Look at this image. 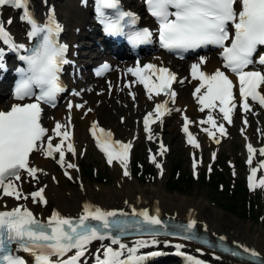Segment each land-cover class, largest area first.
<instances>
[{"label": "snow or ice", "instance_id": "6c2138e0", "mask_svg": "<svg viewBox=\"0 0 264 264\" xmlns=\"http://www.w3.org/2000/svg\"><path fill=\"white\" fill-rule=\"evenodd\" d=\"M147 10L159 24L160 46L170 52H186L201 47L213 45L221 49L223 68L235 75L239 85L240 107L247 113L251 111L249 100L264 108V72L248 70L250 65L259 63L264 65V55H260L258 61L253 59L258 46H264V0H146ZM239 4V9H237ZM12 6L23 10L21 17L31 30L29 39L39 37L40 43L34 50H28L30 54L21 56L28 68L22 71V79L14 90V98L18 101L34 99L35 102L14 104L8 111H0V192L3 196L13 197L16 200L29 199L19 187L23 176L32 180H38L41 169L30 166V156L34 152L42 153L45 158L56 159L61 168L77 169V166L66 162L64 144L67 143V152L76 155V149L71 141V133L68 130L71 124V116L68 124L55 123L52 131L60 138V143L53 144L49 129L42 126V103L52 104L56 95L64 89L59 84V73L63 64L68 63L64 59L66 45L59 44L56 35L62 31L54 17L50 16L45 24H38L28 10V0H0V7ZM105 9L115 12L113 17L105 14ZM174 9V11H173ZM97 17L105 25L108 34L123 32L125 25H134L137 17L125 12L119 7V0H97ZM11 23V21H9ZM234 29V32L230 31ZM8 33L0 22V41L8 43L15 50L16 46L8 39ZM128 38L133 44L148 42L152 33L148 29L129 30ZM22 47V46H20ZM3 50L0 49V56ZM206 63L201 57L197 63L191 65V77L199 81V86L193 93L200 111L218 108L224 121L231 124L237 105L234 96V81L225 71L220 69L214 73H206L202 66ZM104 67H108L105 65ZM128 73L136 77L148 94V99L160 96L162 93L175 103L177 93L172 89L177 77L166 67H157L154 64H146L143 67L139 63L135 68H129ZM183 83V81H179ZM111 90V85L109 86ZM128 87V85H126ZM34 89H39L36 94ZM204 90L203 92L201 90ZM135 99L134 94H131ZM169 101L156 104L153 112H149L143 120L144 130L151 140L150 123H156L172 109L168 108ZM83 105H68L69 112ZM88 111H91L89 109ZM179 112L180 109H175ZM191 122L184 118L183 132L187 136V142L193 147H199L196 138L189 132ZM201 124L208 123L215 128L221 136L226 134L224 124L217 125L216 119L209 115L207 120H201ZM247 126L248 121H243ZM95 130L96 124L92 125ZM106 138L97 139V147L105 154L107 163L111 166L117 161L123 169V175L130 178L128 171L129 151L131 143L112 141V134L99 130ZM209 137L215 138V133L204 129ZM94 138L96 137L93 131ZM219 143V140H216ZM160 154L167 149L160 145ZM249 152L248 164L252 162V154L255 151L251 144L247 145ZM264 155V149H260ZM215 159V153H213ZM150 161L158 169L162 166L156 157L150 156ZM197 164L194 160L193 169ZM264 167V165H262ZM78 170V169H77ZM211 171V168H209ZM256 169H252L248 178L250 190L256 187L264 189V178L254 184ZM68 179L73 177L64 172ZM55 180V177L53 178ZM46 187V186H45ZM45 188L30 193L33 202L47 204L44 196ZM127 203V202H126ZM131 215L137 217L129 223L126 219L128 213L117 210H102L99 207L85 204L83 212L77 219L61 216L53 212L47 221H41L26 207L18 206L10 211H0V264H27L20 256L14 255L11 248L16 245V251H23L33 257L34 264H81L88 246L93 241H110V245L101 244V250L95 255V264H142L145 256L140 254V249L157 246L156 239L160 235H175L169 232L168 225L160 218L159 209L155 214L147 210L137 211L133 209ZM196 225L195 220H190L183 229L185 233L191 232ZM130 231L146 234L150 240L137 239L129 247L122 242V237L129 235ZM183 239H192L185 235ZM221 240L224 237L220 238ZM167 245V241L165 242ZM115 246V247H113ZM182 249V245H176ZM243 251L253 258L259 259L255 250L247 247ZM68 253H73L68 256ZM158 252L149 255H159ZM177 254H182L178 252ZM235 255V253H233ZM55 257V259H53ZM189 264H203L192 257H186ZM264 264V262H262Z\"/></svg>", "mask_w": 264, "mask_h": 264}, {"label": "bare ground", "instance_id": "6f19581e", "mask_svg": "<svg viewBox=\"0 0 264 264\" xmlns=\"http://www.w3.org/2000/svg\"><path fill=\"white\" fill-rule=\"evenodd\" d=\"M34 2L39 0H32ZM124 5L139 14L145 13V7L143 1L141 0H122ZM43 0L38 3V11L44 18L47 17L48 9L47 6L42 4ZM49 5H56L57 0H48ZM57 13L59 16L60 23L68 30L67 40L73 45L72 54L78 52L75 51V44L85 37L92 36L95 32V28L91 21L88 19L89 11L80 7L77 3L72 5L67 10H62L61 7L57 6ZM71 20L74 22L71 23ZM11 21V23H9ZM5 28L10 29L17 39H22L24 33L23 23H21V17L16 11H4L1 16V21ZM79 43V44H80ZM78 44V46H79ZM88 44V43H87ZM86 46L83 44L82 47ZM98 44L95 42L89 47V51H82L81 58L79 59L83 66L82 78L88 81V84L80 83L78 81L71 80L70 87L75 88L76 92L80 94V97L69 98L72 100V105H83V108L77 109L73 107L71 112H69V104H60L54 110L47 109L43 114V122L45 126L49 129V135L52 136L54 144L60 143V138H54V128L55 123L59 122L61 124H68V117L71 116V129L68 130L71 133V143L76 149V158L70 161L72 164L78 165V155L82 149L85 142L92 145V140L89 137L88 130L92 128L93 124H96L98 128H105L114 132L116 139L122 140L123 142H129L132 144L131 156L133 148L136 146L138 141L143 136L142 131V117L152 112L153 102H159V99L149 100L144 96L142 91L133 86L128 89L125 87L124 80L125 74L123 73V66L117 62H113V73L107 77L106 80H110L107 85L101 80L95 79L91 74H87L85 69L90 65L88 61L90 58L86 55H91V62L94 63L96 59L100 57H106V53L98 51ZM80 50V49H79ZM125 52V51H124ZM206 63L203 65V70L208 73H214L215 70L220 69L221 61L215 56V54L206 55ZM158 64H165L172 67L179 73V78L175 84V88L178 89V96L175 98V103L170 102V98H163V100L169 101V108L172 109L170 114H166L165 117L158 121L151 130L152 139L148 143L153 146V152L151 156H155L156 160L163 166L162 174L159 176V184L151 186H142L131 173L130 164L128 166V171L130 172V178L123 175V170L119 163L115 161L113 169L117 175L116 181L109 187H100L91 184L88 181L82 180V187L74 188L70 192L63 193L59 188L54 185V177L56 178L53 171H51V165L49 160H46L42 153H33L30 156L31 164L34 162L33 166L40 169L43 168L42 172H39L40 182H32L27 176H23L21 182H19V187L21 188L24 195H28L27 192L31 193L37 191L38 189L44 187V196L46 197L47 204L38 202L37 204H32L29 199L16 200L8 196H3L0 193V210H12L18 206L26 207L31 209L36 213V216L42 220L46 217H50L55 211L58 212L63 217L78 218L83 212V206L85 204H90L95 207H99L102 210H117L123 212L131 213L133 209L137 211L147 210L152 213H156L159 209V215L163 217H170L175 220L196 221V227L198 231L207 233L212 238H221L229 242L230 244L244 249L245 247L255 250L259 257L262 258L264 262V227L261 230L251 229V224L244 225L237 222H232L226 214L218 208H212L208 199L196 198L188 199L180 195L169 194L166 191V158L167 153L164 152L163 155L160 154V145L172 144L174 139L176 141L181 135L180 127H178V122L174 117L179 113L180 123H182L183 114L186 115L188 120L191 122V129L201 140L199 147V155H203L205 149H209L210 152L207 153V157H217L225 149H232L234 144L239 141L243 144V153L245 158L249 157V152L247 150V145L251 144L255 149L257 146L262 145L264 142V119L262 113L258 109H252V111L242 114L239 111V115L235 114V124L233 127L237 126L238 132L226 127V134H229L228 138L219 135L217 130H213L215 133V138L209 140V136L204 129H211L208 123L201 124V120H207L209 115H216L217 113L213 109H206L201 112L200 105L196 103V100L191 96V89L198 82H194L189 79L188 71L186 67L189 66V62H181L170 59L167 55L160 53V60L157 61ZM76 72V70H75ZM74 72L71 71V75ZM179 81H183L180 83ZM6 85V80L0 83V88H4ZM111 85V90L110 86ZM94 86V92H90V87ZM264 92V88L261 89ZM131 94L135 95V99L131 98ZM11 96H4L0 99V110L3 109L7 104H9ZM91 109V111H88ZM175 109H180L177 112ZM124 115L126 117L123 126L116 122L117 114ZM120 115V116H121ZM241 118V121H239ZM247 119V126L244 125V119ZM131 120L135 121L134 128L129 126ZM139 120V122H138ZM124 131L121 133V128ZM178 127V131H177ZM219 140V143L216 140ZM69 141H65L64 150L65 157L68 156L70 152H67L66 147ZM188 151L194 152L195 149L186 146ZM171 151V149H170ZM170 153V152H169ZM256 156L253 163L247 167L243 163L240 165V170L242 173L249 172L251 174L252 169H256V177H254V184H258V181L264 178V167H261L256 162ZM203 161L200 160L197 166L202 167ZM72 177H79L80 171L77 169H66ZM161 173V172H160ZM64 181V179H63ZM46 186V187H45ZM257 188V187H256ZM255 188V189H256ZM259 188V187H258ZM29 192V193H30ZM127 202V203H126ZM150 240L151 238H137ZM125 239L122 240L123 243L131 247L135 240ZM159 241L157 246L145 247L140 249V251L151 249L152 251H157L160 253L156 259L145 261L144 264H180V259L173 257L174 254L178 252L182 254H193L205 257L216 264H250L241 261H237L228 256L222 255L220 253L214 252L213 250H208L201 248L192 243L186 242L184 240H179L175 238H156ZM167 241V245L165 242ZM110 245V241L106 240L103 242H96L88 246V250L85 255L81 257V264H95V255L98 250H101V244ZM176 245H182V249H177ZM115 247V246H113ZM146 249V250H147ZM73 254V253H72Z\"/></svg>", "mask_w": 264, "mask_h": 264}, {"label": "rangeland", "instance_id": "374dc122", "mask_svg": "<svg viewBox=\"0 0 264 264\" xmlns=\"http://www.w3.org/2000/svg\"><path fill=\"white\" fill-rule=\"evenodd\" d=\"M76 4V0H57L56 2V6H58V8L61 7L62 10H67L72 7V5ZM71 23L73 24L74 22L71 20ZM79 43L80 41L76 43V45ZM93 43L94 42L90 39L84 38L80 45L85 44L86 46L82 47L81 51H87L89 49L88 47ZM109 81L110 80L105 79L101 80V82H104L106 85ZM79 82L85 83L86 85L88 84V81L85 80H79ZM90 92H94V86L90 87ZM120 115V113L116 115V122L123 126L126 117L124 115ZM178 117L179 113L174 117V121L176 120L178 122L177 126L180 127V118ZM239 121H241V118H239ZM129 126L134 128L135 121L131 120ZM231 129L238 132L237 126L232 127ZM123 131L127 133V131L122 127L120 132L122 133ZM176 139H174L172 144L168 143L171 151L167 155L165 166L167 172V193L180 195L188 199H208L212 208L221 209L227 217L232 219V222L235 221L244 225L251 224V229L261 230L264 227V189L257 187L255 190H248L246 186L245 176L247 172L242 173L239 171L241 163L244 164L245 162V156L243 153L244 146L242 142L239 141L237 144H234L232 149H225L217 157H215V159H213V157H207V153H209L210 150L208 148L205 149L203 151L202 167L199 166L194 170L193 163L190 159L191 152L188 151L186 145L183 143L182 136L180 135L177 141ZM148 143L149 141L142 136L133 148V158L130 161L132 176L145 187L159 184V176L161 175V169H158L156 165L150 161V156L154 147ZM55 155L56 159L46 158V160H49L50 162L51 171H53L56 176L54 185L63 193L70 192L77 187H82V182L77 180L78 176L73 177V179H68V177L64 175V172L68 170L60 167L57 163L58 154ZM198 158L200 159V156H198ZM65 159L66 162H69L70 160L75 159V157L72 153H69ZM77 159L80 166L79 177L81 181L85 180L100 187H109L116 181L117 175L115 170L105 165L101 155L98 154L94 150L93 146L89 145L88 142L83 144ZM34 162L32 163L34 164ZM209 168H211V171H209ZM40 169L43 170V168ZM177 169L179 173L177 174V177L179 175L180 179L185 180L192 178L194 182L186 185H182L181 183V189L179 191L172 192L169 188L170 186H174V181L175 179L177 180V178H173V180L171 177ZM91 170H93L94 173L93 178L91 176H87ZM30 181L39 183L40 177L38 180L30 179ZM217 181L223 182L226 188L224 189L223 187L222 191L215 189ZM29 192L30 191L27 192L29 200L32 204H35L36 202L32 201L30 198L31 192ZM226 192L229 194H226ZM242 192L246 193L247 210L241 209L237 214H234L229 209L233 206L231 204L233 194L238 197V195Z\"/></svg>", "mask_w": 264, "mask_h": 264}, {"label": "trees", "instance_id": "16d2710c", "mask_svg": "<svg viewBox=\"0 0 264 264\" xmlns=\"http://www.w3.org/2000/svg\"><path fill=\"white\" fill-rule=\"evenodd\" d=\"M88 172V170H87ZM176 173V172H174ZM93 170L89 171V174L87 175L88 177H92L93 178ZM176 174H173L172 179L174 178ZM174 180V179H173ZM213 180V179H212ZM194 181L192 179H178L174 181V186L171 187L170 186V191L174 192V191H179L181 189L180 184L182 183V185H186V184H192ZM214 182V181H213ZM221 181H217L216 185H215V189H217L219 191V185H220ZM227 193V192H226ZM231 204L233 205L230 209L231 212H233L234 214H237L239 210L241 209H245L247 210V201H246V193L242 192L241 194L238 195V197L236 195L233 194V199L231 201Z\"/></svg>", "mask_w": 264, "mask_h": 264}]
</instances>
